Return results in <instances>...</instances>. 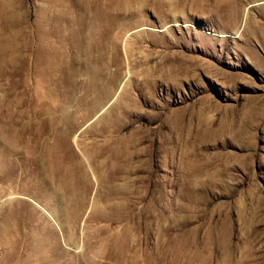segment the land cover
Instances as JSON below:
<instances>
[{
	"label": "rangeland",
	"instance_id": "374dc122",
	"mask_svg": "<svg viewBox=\"0 0 264 264\" xmlns=\"http://www.w3.org/2000/svg\"><path fill=\"white\" fill-rule=\"evenodd\" d=\"M0 264H264V0H0Z\"/></svg>",
	"mask_w": 264,
	"mask_h": 264
},
{
	"label": "bare ground",
	"instance_id": "6f19581e",
	"mask_svg": "<svg viewBox=\"0 0 264 264\" xmlns=\"http://www.w3.org/2000/svg\"><path fill=\"white\" fill-rule=\"evenodd\" d=\"M20 214H21V213H20ZM20 214H19V215H20ZM21 218H22V217H21ZM21 218H19V219L21 220ZM19 219H18V221H19Z\"/></svg>",
	"mask_w": 264,
	"mask_h": 264
}]
</instances>
